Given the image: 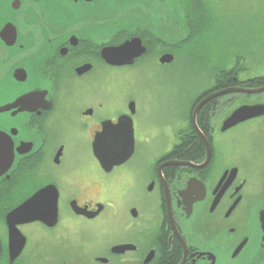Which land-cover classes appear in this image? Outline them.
Returning a JSON list of instances; mask_svg holds the SVG:
<instances>
[{
  "label": "flooded vegetation",
  "instance_id": "flooded-vegetation-1",
  "mask_svg": "<svg viewBox=\"0 0 264 264\" xmlns=\"http://www.w3.org/2000/svg\"><path fill=\"white\" fill-rule=\"evenodd\" d=\"M156 2L0 0V264H264V113L225 127L264 105V76L219 67L185 115L146 116L123 94L129 74L174 64L182 45L180 25L151 19L168 8ZM135 38L145 51L132 63L107 61L105 48ZM123 116L134 153L105 168L94 141L120 140ZM137 124L153 150L140 152ZM48 186V221L14 233L8 214Z\"/></svg>",
  "mask_w": 264,
  "mask_h": 264
},
{
  "label": "rangeland",
  "instance_id": "rangeland-1",
  "mask_svg": "<svg viewBox=\"0 0 264 264\" xmlns=\"http://www.w3.org/2000/svg\"><path fill=\"white\" fill-rule=\"evenodd\" d=\"M156 1L151 0V7L158 5ZM209 2L214 14L211 36L184 48L172 65H155L150 72L129 74L130 83L126 85L123 94L134 95L139 105L147 108L146 116L168 113L185 115L186 102L191 95L209 85L207 78L210 72L219 67L236 65L247 75L264 76V0ZM167 7L166 13L151 11L148 14L153 21L157 22L158 17L161 23H166L168 30L175 31L174 26L180 25L181 31H185L186 24L182 22V12L176 0H167ZM123 18L128 17L123 15ZM181 127L178 124L167 128V136L172 143L177 139L175 132ZM151 128L148 125H136V141L140 152L146 148L151 151L156 146L155 143L151 147L143 145L144 137L139 134H146ZM85 155L83 159L94 165L89 145L85 146Z\"/></svg>",
  "mask_w": 264,
  "mask_h": 264
},
{
  "label": "water",
  "instance_id": "water-1",
  "mask_svg": "<svg viewBox=\"0 0 264 264\" xmlns=\"http://www.w3.org/2000/svg\"><path fill=\"white\" fill-rule=\"evenodd\" d=\"M153 22L156 23V21ZM184 30L185 31L183 32L181 31L182 41L189 35L188 29L186 28ZM144 51L145 48L143 47L141 40L135 38L126 41L120 46L105 48L103 54L107 61L111 64L125 65L132 63L134 58L140 56ZM172 60L173 55L169 53L161 58V62L163 63H170ZM243 90L247 92L252 91ZM262 90H264V88L259 89V91ZM263 113L264 105L262 104L253 106L244 105L232 113V115L225 122V127L228 128L234 124ZM116 127L117 131L123 135L120 140L97 141V139L93 144L95 156L105 168H111L113 165H119L126 162L133 155L135 150V136L132 118L130 116H123L118 126H115V128ZM55 189L56 188L54 186H48L40 190L37 194L32 196L30 200L26 201L24 204L8 214L7 219L12 225V231L14 233H19L16 229H14L15 224L19 221H48L49 214L52 213L53 209H56L57 206V197L54 196Z\"/></svg>",
  "mask_w": 264,
  "mask_h": 264
},
{
  "label": "trees",
  "instance_id": "trees-1",
  "mask_svg": "<svg viewBox=\"0 0 264 264\" xmlns=\"http://www.w3.org/2000/svg\"><path fill=\"white\" fill-rule=\"evenodd\" d=\"M176 5L179 7L180 12H182V21L186 24L189 32L188 37L183 40L182 45H178L180 48L178 54H180L184 48L193 46V44H197L212 35L214 14L209 0H176ZM258 81L263 84L264 78L258 79ZM199 145H202L200 139H198Z\"/></svg>",
  "mask_w": 264,
  "mask_h": 264
}]
</instances>
